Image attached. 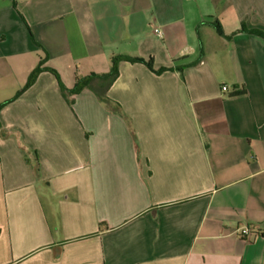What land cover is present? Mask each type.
Masks as SVG:
<instances>
[{"label": "crops", "instance_id": "1", "mask_svg": "<svg viewBox=\"0 0 264 264\" xmlns=\"http://www.w3.org/2000/svg\"><path fill=\"white\" fill-rule=\"evenodd\" d=\"M242 28L264 0H0V264H264V38ZM114 56L153 70L120 62L109 105L94 79L71 109L48 71L15 98L42 60L73 89Z\"/></svg>", "mask_w": 264, "mask_h": 264}, {"label": "trees", "instance_id": "2", "mask_svg": "<svg viewBox=\"0 0 264 264\" xmlns=\"http://www.w3.org/2000/svg\"><path fill=\"white\" fill-rule=\"evenodd\" d=\"M204 25H209L212 26L220 35H223V29L221 27V25L217 22H203L199 25L197 31L199 32V29L204 26ZM239 33H250V34H254L257 35L259 37L264 38V31L262 30H258V29H246V28H242L238 31H236L235 33H233L232 36L237 35ZM231 38V37H229ZM113 65L112 68L110 70L109 73L104 74V75H91L90 77H86V78H82V79H78L76 82V85L73 89H67L66 86L62 83L58 73L54 70V69H49L44 67L45 61L42 60L40 62L39 67L34 70L32 72V74L30 75L27 84L24 86V88L17 94V96L15 98H17L19 95H21L23 92L27 91L29 88H31L35 82L37 81V78L39 76L40 73L44 72V71H48L51 72L53 75H55L59 81V86H60V90L61 93L63 95V97L65 98V100L67 101L68 105L70 106L71 109H73L74 106V99H72V97L80 94L85 88H87L90 84V82L94 79H99L101 81V88L99 91L96 92L97 98L104 104L109 105L111 104L113 101L107 96V92L109 90V88L115 83V81L117 80L118 76H119V63L123 62V61H127L130 62L132 64H144L147 67H149L151 70H153L152 68V63L150 61H146L142 58L139 57H129V56H114L113 57ZM197 64L193 63L191 64L192 66H195ZM171 69L168 68H162L159 69L157 71H155L156 74H163L166 71H169ZM180 71H182L183 69H179ZM246 94L245 90H241V91H233L230 93V97H236V96H243ZM10 102V101H8ZM8 102L0 105V110L1 108L6 105Z\"/></svg>", "mask_w": 264, "mask_h": 264}, {"label": "built area", "instance_id": "3", "mask_svg": "<svg viewBox=\"0 0 264 264\" xmlns=\"http://www.w3.org/2000/svg\"><path fill=\"white\" fill-rule=\"evenodd\" d=\"M154 33H155L157 36L163 38V33H162V31H161L159 28H155V29H154ZM222 90H223L224 92H226V91H227V87H226V86H223ZM251 234H252V230H251L249 227H244L243 229H241V230L239 231V235L242 236L243 238H247V237H248L249 235H251Z\"/></svg>", "mask_w": 264, "mask_h": 264}, {"label": "rangeland", "instance_id": "4", "mask_svg": "<svg viewBox=\"0 0 264 264\" xmlns=\"http://www.w3.org/2000/svg\"><path fill=\"white\" fill-rule=\"evenodd\" d=\"M207 32H211L212 35H213L214 37H216V39H218V36H217V34H216V32H215L214 29H205V28L202 29V31L200 32L202 38L206 39V36H205V35L207 34Z\"/></svg>", "mask_w": 264, "mask_h": 264}]
</instances>
